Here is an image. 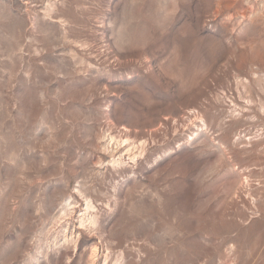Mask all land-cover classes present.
I'll list each match as a JSON object with an SVG mask.
<instances>
[{"label": "rangeland", "instance_id": "1", "mask_svg": "<svg viewBox=\"0 0 264 264\" xmlns=\"http://www.w3.org/2000/svg\"><path fill=\"white\" fill-rule=\"evenodd\" d=\"M94 248L264 264V0H0V264Z\"/></svg>", "mask_w": 264, "mask_h": 264}, {"label": "bare ground", "instance_id": "2", "mask_svg": "<svg viewBox=\"0 0 264 264\" xmlns=\"http://www.w3.org/2000/svg\"><path fill=\"white\" fill-rule=\"evenodd\" d=\"M196 119H198V118H196ZM107 137H108L107 141L105 140L106 143L104 145L105 149H109V146H111V152H112L114 150L113 147H115V149L121 148V153L119 154L118 158L117 159H112L110 161L112 167H118V166H120V165H122L124 163L121 160V154L123 152H125V154H127L128 160L130 162H132V163H135L139 159H141L144 156L145 152H146V148H147L146 140H143V141H140V142L133 141L131 139V137L127 136L126 134H125V136H121V137H118V138H117V136L115 137L114 135L113 136H107ZM91 209H93V206H92L91 202L89 200H86L85 205H84V209H83L82 214H81L82 216H81L80 219L78 218L79 219L78 220V225L80 227H84L86 223L89 224L90 226H94L95 225L96 217H95V215H92V213H90ZM69 214L70 213H67L66 211H63L62 213H60V215H58V218L56 217L55 219L61 220L62 218H65V217L69 216ZM56 222H58V221H55V223ZM91 250L92 251L90 252V260H91L92 263H94V260L96 259V256H97V253H96V249L95 248L91 249ZM107 259H108V255H105L104 263L107 261ZM116 262H117V260H116Z\"/></svg>", "mask_w": 264, "mask_h": 264}]
</instances>
